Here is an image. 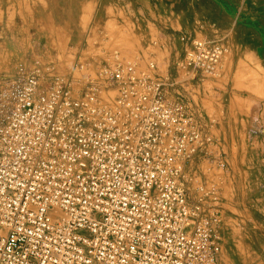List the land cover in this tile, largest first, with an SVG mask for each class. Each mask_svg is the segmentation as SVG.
<instances>
[{"label": "built area", "instance_id": "1", "mask_svg": "<svg viewBox=\"0 0 264 264\" xmlns=\"http://www.w3.org/2000/svg\"><path fill=\"white\" fill-rule=\"evenodd\" d=\"M187 43V66L218 72L223 46ZM165 80L118 55L80 90L38 62L8 80L0 264H220L219 188L188 173L215 139Z\"/></svg>", "mask_w": 264, "mask_h": 264}, {"label": "rangeland", "instance_id": "2", "mask_svg": "<svg viewBox=\"0 0 264 264\" xmlns=\"http://www.w3.org/2000/svg\"><path fill=\"white\" fill-rule=\"evenodd\" d=\"M165 1V10H157L154 0L84 2V26L67 51L51 60L40 53L27 62L23 60L32 55L20 45L8 56L10 68L0 91L21 66L37 62L51 77L68 78L75 90L116 55L142 65L154 62L159 77L166 79L168 100L188 107L215 139L212 154L192 162L188 173L192 187L197 179L219 188L220 264H264V0ZM127 10L153 18L163 40L154 37L150 48L129 53L103 31L104 25L97 26L122 20ZM194 39L223 46L217 73L187 66L186 40Z\"/></svg>", "mask_w": 264, "mask_h": 264}, {"label": "crops", "instance_id": "3", "mask_svg": "<svg viewBox=\"0 0 264 264\" xmlns=\"http://www.w3.org/2000/svg\"><path fill=\"white\" fill-rule=\"evenodd\" d=\"M92 1L0 0V80L10 68L8 56L20 45L23 52L32 55L23 60L27 62H33L40 53L51 57L50 60L54 55L64 54L69 44L74 42L75 34L84 26L80 6ZM145 1L148 3L152 0ZM154 7L165 10L167 2L154 0ZM164 22L169 26V20L165 19ZM170 25L178 28L175 22ZM97 26H103V31L112 34L129 53L150 48L154 37L163 40L158 32L160 25L153 18L132 16L129 10L122 20L105 24L100 22Z\"/></svg>", "mask_w": 264, "mask_h": 264}, {"label": "bare ground", "instance_id": "4", "mask_svg": "<svg viewBox=\"0 0 264 264\" xmlns=\"http://www.w3.org/2000/svg\"><path fill=\"white\" fill-rule=\"evenodd\" d=\"M210 133H211V131H210ZM212 134V133H211ZM212 136H213V134H212Z\"/></svg>", "mask_w": 264, "mask_h": 264}]
</instances>
